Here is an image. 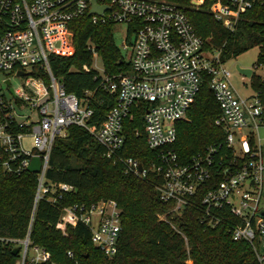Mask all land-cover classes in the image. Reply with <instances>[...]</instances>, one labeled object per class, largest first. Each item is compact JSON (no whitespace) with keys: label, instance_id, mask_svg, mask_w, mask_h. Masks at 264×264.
<instances>
[{"label":"built area","instance_id":"obj_1","mask_svg":"<svg viewBox=\"0 0 264 264\" xmlns=\"http://www.w3.org/2000/svg\"><path fill=\"white\" fill-rule=\"evenodd\" d=\"M93 1L0 0V168L9 174H20L40 158L38 202L49 193L45 175L54 143L76 126L93 135L106 149L108 159L122 162L127 172L146 176L148 170L142 164L122 153L126 121L133 117L134 110L146 107L142 120L147 145L160 153L161 165L153 164V171L162 176L157 187L161 200L174 202L172 212L181 215L203 192L199 203L202 223L216 227L230 219L233 240L249 243L259 264H264V144L259 139L260 128L264 127V93L252 84L251 96L238 93L227 62L221 61L218 52L207 53L204 40L176 3L95 0L99 7L106 8L98 15L91 13ZM195 1L199 7L209 0ZM211 1L210 11L230 31L236 30L245 12L264 3ZM85 15L93 24H123L135 33L134 43L125 46L130 48V72L113 76L104 69L102 74L98 72L103 89L116 98L98 128L91 123L94 92L87 91L83 99L68 93L50 64L52 56L74 54L69 24ZM89 50L95 62L98 52L94 46ZM94 62L92 67L84 65V71L92 70ZM13 76L24 80L18 90L12 87ZM205 77L210 78V89L221 109L216 124L226 131V137L221 144L211 145L190 161L181 162L173 149L177 123L185 120ZM244 86L247 88V84ZM25 137L32 139L29 150L24 146ZM58 188L72 190L66 184ZM80 223L89 228L95 248L106 258L117 255L123 228L121 210L115 201L63 209V235H69V226ZM2 240L20 249L16 264H56L49 252L32 244L31 227L24 239ZM68 255L73 257L71 252Z\"/></svg>","mask_w":264,"mask_h":264},{"label":"trees","instance_id":"obj_2","mask_svg":"<svg viewBox=\"0 0 264 264\" xmlns=\"http://www.w3.org/2000/svg\"><path fill=\"white\" fill-rule=\"evenodd\" d=\"M169 1L188 16L204 40L205 50L218 52L222 62L260 47L257 66L264 65V3L245 12L236 30L230 31L210 11L211 0L201 7L193 6L192 0ZM69 29L74 36V54L52 56L51 69L68 93L83 99L87 91L94 92L91 123L98 128L116 98L103 89L98 71H84V65L92 67L94 62L89 47H95L109 76L129 73L131 64L115 44L114 23L93 24L85 15L70 22ZM41 75L47 79L46 73ZM209 80L205 77L187 119L177 123L173 149L181 162L225 140L226 131L216 124L221 109ZM251 84L264 93L262 76L254 74ZM145 112L146 107L134 110L133 117L126 121L122 153L142 164L148 170L146 176L127 172L122 162L108 159L106 149L93 135L76 126L68 129L66 137L56 139L45 175L49 193L38 202L37 174H9L0 168V264H16L19 260V255L13 253L15 245L2 239H24L30 227L32 244L49 252L56 264H259L249 243L233 240L230 219L216 227L202 223L199 203L203 192L181 215L172 212L174 202L161 200L157 187L162 176L153 171V164L161 165L160 153L147 145L142 120ZM60 184L72 190L60 191ZM108 200L118 204L123 228L118 253L112 259L95 248L85 225L69 226L68 236L60 228L64 208L90 207Z\"/></svg>","mask_w":264,"mask_h":264},{"label":"rangeland","instance_id":"obj_3","mask_svg":"<svg viewBox=\"0 0 264 264\" xmlns=\"http://www.w3.org/2000/svg\"><path fill=\"white\" fill-rule=\"evenodd\" d=\"M191 4L195 7H198L197 6L198 3L195 0H192ZM114 40L116 46L119 48L123 57L127 61H129L130 48H126L125 46L128 45V47H130V43L131 44L134 43L135 33L133 31L130 33L129 28L126 25L114 24ZM207 53H212V52L207 50ZM213 54H215V52ZM259 54H260V47H254L250 49L248 52L240 55L237 58L231 59L226 63V67L232 73V78H231L232 84L234 85L238 93L243 97L251 96L253 94V90L250 87L251 80L246 77L245 79H243L244 75H242L237 70V66H240L241 68H245V69H252L255 74L260 75L264 78V67L263 66L257 67V65L259 64L258 63ZM93 69L101 74L103 73L104 67L100 57L95 60ZM23 83H24L23 79L13 76L12 87L15 90H18ZM244 83L247 84V88L244 86ZM186 119L187 116L185 120ZM66 135L63 136L62 138L66 137ZM259 139L261 143L264 144V127L260 128ZM23 142L26 149L28 150L31 149L32 139L30 137H25Z\"/></svg>","mask_w":264,"mask_h":264},{"label":"water","instance_id":"obj_4","mask_svg":"<svg viewBox=\"0 0 264 264\" xmlns=\"http://www.w3.org/2000/svg\"><path fill=\"white\" fill-rule=\"evenodd\" d=\"M92 5H93V9H92V14H98V15H102L105 11V7L101 8L97 5V2L94 0L92 2ZM237 70L242 74L244 75L245 77H247L248 79H251L252 76H253V70L252 69H245V68H241L240 66H237ZM42 170V161L40 158H35L28 171L31 172V173H34V174H39ZM143 170V167L142 165L140 166V171ZM19 252H20V249L19 248H15L13 253L14 255H19Z\"/></svg>","mask_w":264,"mask_h":264}]
</instances>
